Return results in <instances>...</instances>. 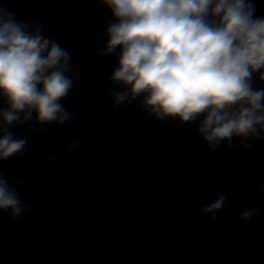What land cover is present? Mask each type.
Instances as JSON below:
<instances>
[{
  "label": "water",
  "instance_id": "95a60500",
  "mask_svg": "<svg viewBox=\"0 0 264 264\" xmlns=\"http://www.w3.org/2000/svg\"><path fill=\"white\" fill-rule=\"evenodd\" d=\"M245 3L264 18V0ZM0 5L68 54L72 81L63 124L0 120V137L26 141L0 159L21 207L0 210V264H264V126L213 147L203 114L157 118L143 94L117 103L120 46L107 52V29L118 20L102 0ZM220 196L221 209L203 211Z\"/></svg>",
  "mask_w": 264,
  "mask_h": 264
},
{
  "label": "clouds",
  "instance_id": "9594fccd",
  "mask_svg": "<svg viewBox=\"0 0 264 264\" xmlns=\"http://www.w3.org/2000/svg\"><path fill=\"white\" fill-rule=\"evenodd\" d=\"M118 22L111 24L107 52L120 46L111 79L125 86L117 103L143 94L157 118L191 121L203 114L199 132L209 145L255 134L264 126V90L251 74L264 69V18L253 19L245 0H102ZM0 5V111L5 125L27 121L63 124L70 116L58 102L72 86L68 54L43 39ZM264 79V73L261 74ZM257 113H260L259 115ZM21 114L22 117H21ZM26 141L0 137V159L20 152ZM247 146V145H245ZM224 196L203 209H221ZM21 212L17 192L0 179V210ZM251 213H244L247 218Z\"/></svg>",
  "mask_w": 264,
  "mask_h": 264
}]
</instances>
